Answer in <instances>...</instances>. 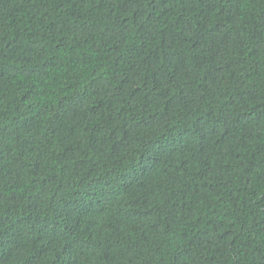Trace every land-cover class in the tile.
Instances as JSON below:
<instances>
[{"label": "trees", "instance_id": "trees-1", "mask_svg": "<svg viewBox=\"0 0 264 264\" xmlns=\"http://www.w3.org/2000/svg\"><path fill=\"white\" fill-rule=\"evenodd\" d=\"M0 264H264V0H0Z\"/></svg>", "mask_w": 264, "mask_h": 264}]
</instances>
